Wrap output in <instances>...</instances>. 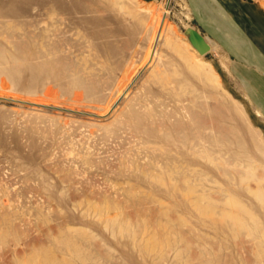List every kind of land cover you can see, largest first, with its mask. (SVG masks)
<instances>
[{
    "label": "rangeland",
    "instance_id": "obj_1",
    "mask_svg": "<svg viewBox=\"0 0 264 264\" xmlns=\"http://www.w3.org/2000/svg\"><path fill=\"white\" fill-rule=\"evenodd\" d=\"M92 6L71 55L25 29L34 2L0 23V264H206L218 249L221 264H262L226 227L235 188L264 220L246 189L264 184V131L229 57L213 43L212 75L196 71L170 34L147 56L154 7L196 50L185 0Z\"/></svg>",
    "mask_w": 264,
    "mask_h": 264
},
{
    "label": "bare ground",
    "instance_id": "obj_2",
    "mask_svg": "<svg viewBox=\"0 0 264 264\" xmlns=\"http://www.w3.org/2000/svg\"><path fill=\"white\" fill-rule=\"evenodd\" d=\"M96 1L97 2L93 0H0V23L17 21V19L20 20L23 15L22 13L25 11L23 8L30 2H34L37 5V9L32 10L29 16H27L28 20L26 21L25 29L32 28V30H35L38 45L41 47L46 41L53 46L55 53L71 55L76 52L77 42H80L81 40L84 41V39L88 38L89 34H91V27H89V25L91 23L93 25L91 19V12L93 11L92 5L101 2V0ZM145 11L150 19L149 27L153 28L150 37L151 45L147 52V56L150 51L153 50L151 47H153L154 43L160 40L164 34H170L172 37L179 40L176 44L177 49L188 53V61L191 62V66L196 71H203L206 74H210V76L212 75V73L209 72V68L204 64L202 56L204 54L201 55L198 51L192 50L185 38L179 36L174 27L166 22L165 14L168 12L165 8L162 11H160V8L158 7L147 8ZM94 27L96 29L97 25ZM154 52L155 50H153L152 54H154ZM247 177H252V172L240 176L239 179L242 181ZM239 179L237 178V180ZM247 180L248 179H246V182H248ZM243 183L244 182H238L237 184L240 185ZM246 184L248 185L249 183ZM241 188L242 187H240V189ZM246 189L249 191L252 189L251 192L254 191L257 196H254V198L256 197V199L259 200L260 205L264 208V184L257 185L256 188H250L247 186ZM227 198L228 201L226 202L231 203L235 208L229 216V222L226 223V227L230 228V235L233 239L232 241H234L236 237H239L240 234L245 233L249 238L248 242H253L254 255L260 263L264 264V220H257L252 215H250L249 218H245L247 208L240 205L241 201L239 200L236 188L231 190ZM58 243L62 248L72 251L75 254V257L80 256L77 254L75 244L69 239L60 238ZM241 243L243 242L241 241ZM225 247H222L223 250ZM218 251L219 249L210 250L207 251V253L202 252L201 256L204 257L206 264H221V253H218ZM44 261L46 264L55 263V260L50 257H46ZM244 263L248 264L247 260H244Z\"/></svg>",
    "mask_w": 264,
    "mask_h": 264
},
{
    "label": "crops",
    "instance_id": "obj_3",
    "mask_svg": "<svg viewBox=\"0 0 264 264\" xmlns=\"http://www.w3.org/2000/svg\"><path fill=\"white\" fill-rule=\"evenodd\" d=\"M193 26L232 62V77L264 131V5L260 0H185Z\"/></svg>",
    "mask_w": 264,
    "mask_h": 264
},
{
    "label": "water",
    "instance_id": "obj_4",
    "mask_svg": "<svg viewBox=\"0 0 264 264\" xmlns=\"http://www.w3.org/2000/svg\"><path fill=\"white\" fill-rule=\"evenodd\" d=\"M183 31L192 46L195 47L199 53L205 54L210 50V43L197 28L194 26H186Z\"/></svg>",
    "mask_w": 264,
    "mask_h": 264
}]
</instances>
